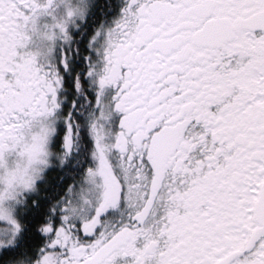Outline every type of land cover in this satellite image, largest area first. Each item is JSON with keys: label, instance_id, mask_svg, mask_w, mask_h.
<instances>
[{"label": "snow or ice", "instance_id": "6c2138e0", "mask_svg": "<svg viewBox=\"0 0 264 264\" xmlns=\"http://www.w3.org/2000/svg\"><path fill=\"white\" fill-rule=\"evenodd\" d=\"M0 264H264V0H0Z\"/></svg>", "mask_w": 264, "mask_h": 264}]
</instances>
